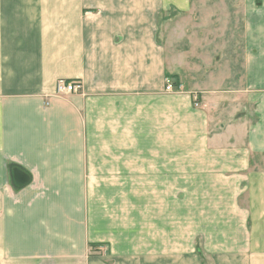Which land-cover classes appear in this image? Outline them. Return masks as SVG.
<instances>
[{
	"label": "crops",
	"instance_id": "0c3cea01",
	"mask_svg": "<svg viewBox=\"0 0 264 264\" xmlns=\"http://www.w3.org/2000/svg\"><path fill=\"white\" fill-rule=\"evenodd\" d=\"M177 2L0 0V264H264V0L198 108L165 89Z\"/></svg>",
	"mask_w": 264,
	"mask_h": 264
},
{
	"label": "rangeland",
	"instance_id": "374dc122",
	"mask_svg": "<svg viewBox=\"0 0 264 264\" xmlns=\"http://www.w3.org/2000/svg\"><path fill=\"white\" fill-rule=\"evenodd\" d=\"M177 1L158 16L157 39L166 71L177 74L181 92L199 95V87L208 91L234 87L243 76L241 0Z\"/></svg>",
	"mask_w": 264,
	"mask_h": 264
},
{
	"label": "built area",
	"instance_id": "2783aa9c",
	"mask_svg": "<svg viewBox=\"0 0 264 264\" xmlns=\"http://www.w3.org/2000/svg\"><path fill=\"white\" fill-rule=\"evenodd\" d=\"M166 90H171L173 87V84L169 78H166ZM83 86L82 82L79 80H72V81H64V80H59L56 84V95H65L69 94L72 92H82ZM194 100L196 102L195 105H198V97L197 93L194 95Z\"/></svg>",
	"mask_w": 264,
	"mask_h": 264
},
{
	"label": "trees",
	"instance_id": "16d2710c",
	"mask_svg": "<svg viewBox=\"0 0 264 264\" xmlns=\"http://www.w3.org/2000/svg\"><path fill=\"white\" fill-rule=\"evenodd\" d=\"M169 77H170V79H172V82L174 81L173 84L177 85V76L176 75H170Z\"/></svg>",
	"mask_w": 264,
	"mask_h": 264
}]
</instances>
